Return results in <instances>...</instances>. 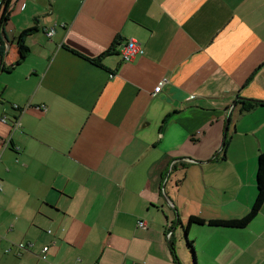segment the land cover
I'll use <instances>...</instances> for the list:
<instances>
[{
  "label": "crops",
  "instance_id": "1",
  "mask_svg": "<svg viewBox=\"0 0 264 264\" xmlns=\"http://www.w3.org/2000/svg\"><path fill=\"white\" fill-rule=\"evenodd\" d=\"M33 26L23 59L0 43V264H177L171 242L193 264L181 222L257 196L264 103L238 96L264 101V0H12L0 33ZM188 239L196 264H264V204Z\"/></svg>",
  "mask_w": 264,
  "mask_h": 264
},
{
  "label": "trees",
  "instance_id": "2",
  "mask_svg": "<svg viewBox=\"0 0 264 264\" xmlns=\"http://www.w3.org/2000/svg\"><path fill=\"white\" fill-rule=\"evenodd\" d=\"M11 7H12V0H3L2 1V6L0 8V26L3 27L7 21L10 18V12H11ZM0 27V28H1ZM4 29V28H2ZM37 28L35 26L30 27L28 29H25L22 31L18 37H16V40L12 41H5L4 38L2 37V34L0 33V43L1 45L5 42H15L20 50L21 58L23 59L26 54L29 52V47L26 45L25 40L26 38L31 35ZM116 48L115 44L110 47V49L106 50L99 58L94 59V58H88L90 61L98 64L101 62V60L111 54H116ZM120 53V52H119ZM0 55L1 59L5 57V62L7 60V54L4 53L3 48L0 47ZM5 63H2V69H6ZM238 102H239V108L242 113L244 112H250L255 110L258 106L262 105L264 101L257 100V99H250V98H245V97H240L238 96ZM227 147V141L224 144L223 152L225 151ZM264 204V150L260 151L258 155V163H257V196L256 199L250 209V211L238 218H231V219H225V218H214V219H204L202 217L196 216V215H191L188 218L187 224H180L181 228L185 230L186 236H185V243H186V248L189 250L191 253V258L193 264H196V253L194 246L192 242L188 239V229L191 225L193 224H198V225H210V226H217V227H230V228H243L246 227L248 224L251 223V221L259 214L262 206ZM172 232V231H171ZM173 235V232H172ZM171 235V236H172ZM171 241V238H170ZM171 253L172 256L174 257V260L177 264H180V261L178 260L177 254L175 252V248L173 246V242H171Z\"/></svg>",
  "mask_w": 264,
  "mask_h": 264
},
{
  "label": "built area",
  "instance_id": "3",
  "mask_svg": "<svg viewBox=\"0 0 264 264\" xmlns=\"http://www.w3.org/2000/svg\"><path fill=\"white\" fill-rule=\"evenodd\" d=\"M53 32H54V29L52 31H50V34H52ZM143 52H144V49L142 47L141 42L138 41L136 38H130V39L127 40L126 43L123 44V47L120 50V55L122 57V60L125 61V62H127V61L132 60L135 57V55L141 54ZM166 82H168V79L166 77H164L160 81V83L158 84V86L155 88V93H158L162 89L163 85ZM15 106L18 107V105H15ZM3 120L6 121L7 120V117L6 116L3 117ZM20 124L21 123L19 121H16V125L17 126H20ZM139 226L145 228V227H147V224H146L145 221L141 220V221H139ZM171 235H172V232L171 231L170 232L168 231V233H167L168 239L171 238ZM48 248H49L48 245H46V246L43 247V250H42V252H43L42 257L43 258H46V256H47L46 253L48 251Z\"/></svg>",
  "mask_w": 264,
  "mask_h": 264
},
{
  "label": "rangeland",
  "instance_id": "4",
  "mask_svg": "<svg viewBox=\"0 0 264 264\" xmlns=\"http://www.w3.org/2000/svg\"><path fill=\"white\" fill-rule=\"evenodd\" d=\"M2 120H3V119H2ZM3 121H4V120H3ZM20 125H21V124H20ZM16 126H17V125H16ZM17 127H18V126H17ZM187 222H188V221L185 222V225L187 224ZM181 229H182V228H181ZM45 231H48V230L45 229ZM181 234H182V236L184 237V246H185V249H186V243H185V242H186V241H185L186 232H185V230L182 229ZM46 235H47V234H46ZM30 240H31V241H30L28 244L31 243V244H34V246H35V244H36V243H35L36 240L33 239V238L30 239ZM29 249H30V250H29ZM29 249H28V251H31V252L35 253L36 256H37V254H39V253H38V249H36V246L33 247V248H29ZM187 251H189V250L187 249ZM40 257H42V252H41ZM30 263H31V264H36V263H37V259L34 258L33 260H30Z\"/></svg>",
  "mask_w": 264,
  "mask_h": 264
},
{
  "label": "water",
  "instance_id": "5",
  "mask_svg": "<svg viewBox=\"0 0 264 264\" xmlns=\"http://www.w3.org/2000/svg\"><path fill=\"white\" fill-rule=\"evenodd\" d=\"M2 37L4 38L5 41H8V39L6 38V36L4 35V30L2 32ZM1 63H5V57H3L1 59ZM231 112V111H230ZM229 122H230V113L228 115V118H227V121H226V130L228 129V126H229ZM217 155V154H216Z\"/></svg>",
  "mask_w": 264,
  "mask_h": 264
}]
</instances>
